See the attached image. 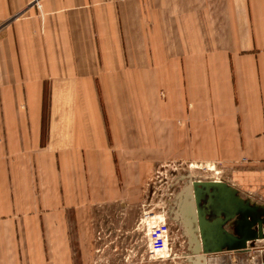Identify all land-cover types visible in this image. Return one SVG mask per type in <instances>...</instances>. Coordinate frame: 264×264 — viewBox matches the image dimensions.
Here are the masks:
<instances>
[{
    "label": "crops",
    "instance_id": "crops-1",
    "mask_svg": "<svg viewBox=\"0 0 264 264\" xmlns=\"http://www.w3.org/2000/svg\"><path fill=\"white\" fill-rule=\"evenodd\" d=\"M33 1L0 0V264H84L171 160L264 203V0Z\"/></svg>",
    "mask_w": 264,
    "mask_h": 264
},
{
    "label": "rangeland",
    "instance_id": "rangeland-1",
    "mask_svg": "<svg viewBox=\"0 0 264 264\" xmlns=\"http://www.w3.org/2000/svg\"><path fill=\"white\" fill-rule=\"evenodd\" d=\"M189 177L193 180L234 181L230 173L215 162L171 160L159 165L149 178L144 196L140 201L133 203L123 211L114 206L95 214L92 222V227L95 229L93 237L88 240V252L83 254V263L189 264L187 263L188 236L191 238V233L184 230L185 226L182 224L184 222L173 220V213L177 209L173 202V196L190 180ZM255 197L254 199H259V197ZM150 212L164 216L172 236L168 254L160 260H149L145 251L148 228L144 214ZM260 243L256 249H251L253 252L259 251L252 257L254 264H264V241ZM221 259L224 264L231 263V261L236 264H246L248 256L244 254H238L235 257L234 255H224ZM80 260L82 262V259ZM212 262L213 259L209 256L208 264H212Z\"/></svg>",
    "mask_w": 264,
    "mask_h": 264
},
{
    "label": "water",
    "instance_id": "water-1",
    "mask_svg": "<svg viewBox=\"0 0 264 264\" xmlns=\"http://www.w3.org/2000/svg\"><path fill=\"white\" fill-rule=\"evenodd\" d=\"M192 188L193 194L190 184L185 185V209L173 213L174 221L182 223L186 217L191 228L187 263L208 264L209 256L256 249L264 241V203L221 181L193 182Z\"/></svg>",
    "mask_w": 264,
    "mask_h": 264
},
{
    "label": "built area",
    "instance_id": "built-area-1",
    "mask_svg": "<svg viewBox=\"0 0 264 264\" xmlns=\"http://www.w3.org/2000/svg\"><path fill=\"white\" fill-rule=\"evenodd\" d=\"M39 8L37 0L33 1ZM148 231L146 233V253L149 260H160L168 254L172 242L170 229L166 224L164 216L152 212L144 214ZM151 225V226H149Z\"/></svg>",
    "mask_w": 264,
    "mask_h": 264
},
{
    "label": "bare ground",
    "instance_id": "bare-ground-1",
    "mask_svg": "<svg viewBox=\"0 0 264 264\" xmlns=\"http://www.w3.org/2000/svg\"><path fill=\"white\" fill-rule=\"evenodd\" d=\"M182 222H184L183 224L185 225V231L187 232V233H191V231H190V227H189V225H188V220H187V218L185 217V219H183V221ZM191 236V235H190Z\"/></svg>",
    "mask_w": 264,
    "mask_h": 264
}]
</instances>
